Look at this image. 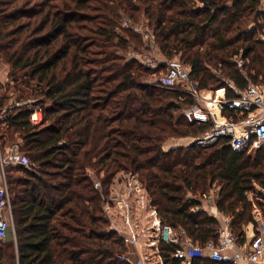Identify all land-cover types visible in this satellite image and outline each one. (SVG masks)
<instances>
[{
  "label": "trees",
  "instance_id": "1",
  "mask_svg": "<svg viewBox=\"0 0 264 264\" xmlns=\"http://www.w3.org/2000/svg\"><path fill=\"white\" fill-rule=\"evenodd\" d=\"M140 13L162 54L190 67L200 89L217 83L238 98L264 82L261 0H0V63L10 66L19 98L40 96L44 112L41 125L30 121L35 106L0 123L1 140L18 135L34 167L15 169L17 246L0 241V264H128L116 258L128 250L104 211L121 171L138 174L163 224L203 247L218 242L220 220L194 196L214 199L240 241L254 206L264 205L256 192L264 189V149L254 160L224 144L164 149L209 126L187 122L194 98L145 84L164 67L119 53L130 38L141 40L121 25L123 15L138 21ZM238 56L243 64L232 61ZM211 67L227 80L219 83ZM7 99L0 95V109ZM181 247L160 243L164 263L182 264Z\"/></svg>",
  "mask_w": 264,
  "mask_h": 264
},
{
  "label": "built area",
  "instance_id": "2",
  "mask_svg": "<svg viewBox=\"0 0 264 264\" xmlns=\"http://www.w3.org/2000/svg\"><path fill=\"white\" fill-rule=\"evenodd\" d=\"M123 25L142 35L144 43L155 40L151 31L131 23L129 19H125ZM133 58L152 69L164 67V71L154 74L145 84L166 91L180 92L196 100L197 105L184 109V116L189 124L208 125L209 128L202 135L191 137L192 144L202 149L224 144L234 152L246 154L264 148V82L250 83L240 97L229 98L226 88L209 93L200 89L191 79L190 68L176 59L165 58L162 61L153 58L146 51L134 53ZM27 106H35L31 123L41 125L44 112L37 107L36 101L30 100L22 103L17 101L12 106L1 108L0 123L5 122L9 114ZM16 165L31 171L34 168L23 152L21 141L5 150L0 137V241L7 240L11 231L14 234L16 232L13 193L8 175L9 168ZM257 193L264 194V190ZM249 195L252 198L255 192ZM211 211L209 215L214 216L213 209ZM105 212L110 228L124 238L128 248L134 247L138 254V258L134 259L129 252L117 253L116 258L123 263L164 264L162 257L156 263L153 256V253H159L160 243L176 244L186 235L184 231L177 233L171 226L163 224L138 174L132 172L123 171L113 180ZM253 217L258 223L257 233L246 248V253L238 250V237L228 226L221 230L217 244L209 242L206 246L214 262H224L225 253L232 250L233 264H239L240 260L244 261L243 264H264V205L254 206ZM206 254L205 248L189 240L185 247L177 249L175 257L184 264H192Z\"/></svg>",
  "mask_w": 264,
  "mask_h": 264
},
{
  "label": "rangeland",
  "instance_id": "3",
  "mask_svg": "<svg viewBox=\"0 0 264 264\" xmlns=\"http://www.w3.org/2000/svg\"><path fill=\"white\" fill-rule=\"evenodd\" d=\"M261 1L264 4V0H261ZM137 18H138V21H135V20H133L130 17V15H123V18L121 20V25H123L125 19H129L131 21V23L138 24V25L142 26L144 30L151 31V35L152 36L154 35L155 40H153L152 43L151 42L146 43L150 47V49L148 50L146 47H142L141 46L140 42H141V40L143 41V38H142V35H140V34L137 33L140 36L141 40L139 38H130L129 40L131 41V46L127 49V51H120L119 53L121 55H124V56L128 57V58H133L134 53L146 51L147 53H149L150 55H152V57L155 58V59H158L159 58L162 61L168 59L159 50L158 44L155 43L156 42V35L154 34V32H152V28H151V26H150V24H149V22L147 20V17L140 13V14L137 15ZM126 29H129V28L126 27ZM122 35H126V34H122ZM129 36H131V35H129ZM129 36H126V37H129ZM262 38L264 39V36ZM172 59H176V60H178V61L181 62V60H180V58L178 56H174ZM232 61H236L239 64H243V62H244L239 56L238 57H235L234 59H232ZM186 67H188V66H186ZM188 68H190V67H188ZM9 69H10V66L8 64H6L5 62H1L0 63V86H2V88L0 89V95L1 96L5 95L6 97H8V99L4 102V104L7 105V106H12L17 101L22 103V102H27V101L30 100V101H36L37 107L42 108L41 105H39V102L42 100V98L40 96H38V95H31V91H29L27 89H26L27 90L26 91V93H27L26 96L23 97L22 99L19 98V95H20L19 92H16V89L13 88L14 87V83L11 82L9 80V78H8ZM211 71L214 72V73H216L217 77L219 78V83L222 80H227L226 75L221 74L220 72H216L215 69H214V67H211ZM219 85L220 84L213 83L212 86H210L207 89H203V91L208 92V93L209 92H214V91H216V89H219L218 88V87H220ZM7 135L8 136L5 135V137H4L5 138L4 139V142L2 141V146H3V148L5 150L8 149L12 144H14L13 142H11L10 137H9L11 134L9 135V133H8ZM12 136H14V141L15 142L18 141L17 140L18 139V135H12ZM189 144H192V139H190V138H186V139H173V138H170L165 143V147L167 149H171V148H174V147H177V146L189 145ZM257 153L258 152H251V153H247V155H251L253 157V160H254L255 157L257 156ZM15 169H17L16 166H13L10 169V170L13 171V173L11 171V175H10V182H11V186L12 187H14L15 184H16L15 183V177L20 176V174ZM89 171L90 170H88V172ZM256 189H257L256 190V192H257V191H261L263 188L261 189V187H257ZM19 190H21V188L17 187V192H19ZM105 206H106V204H105ZM104 211H105V207H104ZM105 214H106V212H105ZM16 234H17V231L15 232V234H14V232L11 231L9 233V235H8L7 240H6V241H14L15 247L17 246V243H16V241H17L16 239L17 238H15V237H17ZM3 249H5V248H3Z\"/></svg>",
  "mask_w": 264,
  "mask_h": 264
},
{
  "label": "crops",
  "instance_id": "4",
  "mask_svg": "<svg viewBox=\"0 0 264 264\" xmlns=\"http://www.w3.org/2000/svg\"><path fill=\"white\" fill-rule=\"evenodd\" d=\"M189 138H190V137H189ZM181 139H186V138H181ZM189 145H190V144H189ZM189 145H182V146H189ZM177 147H179V146H177ZM164 149H165V150H170V149H167V148L165 147V145H164ZM258 151H259V150L255 151V152H258ZM12 167H13V166H12ZM17 167H19V166L16 165V168H17ZM9 183H10V178H9ZM10 187H11V185H10ZM261 189H262V188H261ZM259 190H260V189H259ZM262 190H263V189H262ZM11 191H12V190H11ZM12 198H13V195H12ZM193 198H195L196 200H200V201L202 200L201 202H202V204H203V208L206 210L207 213H209V211H211V209H213L215 215L212 216V217L216 218L217 220H220V226H221L220 232H221L222 229H224L225 227H228V226L232 229L230 218L223 216V215L219 212L218 207H217V205H216L214 199L210 198V199L204 200V198L202 199L201 196H194ZM250 198H251V197H250ZM12 205H13V203H12ZM214 208H215V209H214ZM211 212H212V211H211ZM252 217H253V213H252ZM257 227H258V223L254 220V217H253V222L249 223L248 225H246V226L244 227V231H245V237H244V239L241 240V241L238 239V246H237L238 250H240V251L243 252V253H246V248H248L250 242L252 241V239L254 238L255 234L257 233ZM232 231H233V230H232ZM220 232H219V233H220ZM185 234H186V233H185ZM16 235H17V234H16ZM16 238H17V237H16ZM16 240H17V239H16ZM189 240L194 241L191 237L185 235V236H182V237H181L180 242H182L183 247H185L186 244L189 242ZM218 241H219V237H218ZM2 242H6V240H5V241H2ZM194 242L197 243V244H199V242H197V241H194ZM16 243H17V241H16ZM217 243H218V242H217ZM217 243H216V244H217ZM199 245H200V244H199ZM200 246H201V245H200ZM206 246H207V245H206ZM206 246H204V247L201 246V247L205 248V250L207 251L206 256L203 257V258H201V259H198V262H195L196 260H194V261L192 262V264H233V263H232V257H233V255H234V251H232V250L227 251V252L225 253V260H224V262H222V263H216V262H214V261L210 258V254H211V253L206 249V248H207ZM126 247H127V246H126ZM127 250H128L127 252H129V255H130L131 257H133L134 259H137V258H138V254H137L136 249H135L134 247H129V248L127 247ZM153 256H154V260H155V262L158 263V262H159V259L162 257V255H161V251H159V253H153ZM162 259H163V258H162ZM181 263H182V261H181ZM243 263H244L243 260H240V261H239V264H243ZM164 264H165V263H164ZM182 264H184V263H182Z\"/></svg>",
  "mask_w": 264,
  "mask_h": 264
}]
</instances>
